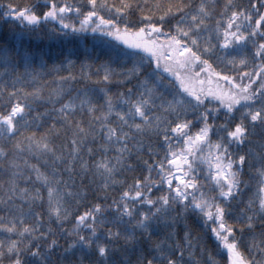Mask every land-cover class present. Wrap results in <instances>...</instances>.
<instances>
[{"label": "snow or ice", "instance_id": "1", "mask_svg": "<svg viewBox=\"0 0 264 264\" xmlns=\"http://www.w3.org/2000/svg\"><path fill=\"white\" fill-rule=\"evenodd\" d=\"M0 264H264V0L0 2Z\"/></svg>", "mask_w": 264, "mask_h": 264}, {"label": "trees", "instance_id": "2", "mask_svg": "<svg viewBox=\"0 0 264 264\" xmlns=\"http://www.w3.org/2000/svg\"><path fill=\"white\" fill-rule=\"evenodd\" d=\"M0 2H3V3H7V0H0ZM242 2H247V0H242ZM53 49H54V51L56 50V49H58V46H56V45H54L53 46Z\"/></svg>", "mask_w": 264, "mask_h": 264}]
</instances>
